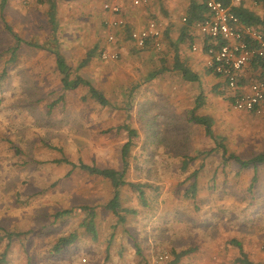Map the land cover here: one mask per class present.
<instances>
[{
	"label": "rangeland",
	"instance_id": "1",
	"mask_svg": "<svg viewBox=\"0 0 264 264\" xmlns=\"http://www.w3.org/2000/svg\"><path fill=\"white\" fill-rule=\"evenodd\" d=\"M102 2L93 0L97 14ZM183 7H173L177 30L183 23ZM79 8L66 1L59 5L60 50L76 69L93 49L94 41L99 49L80 75L110 102L122 106L102 107L87 90L80 89L68 92L49 114L47 105L62 93L54 56L25 48L20 62L10 68L0 87L4 92V100L0 98V209H8L0 214V254L5 250L4 226L24 236L14 240L6 264H72L81 256L88 257L91 264H168L174 252L187 253L180 264H233L238 254L229 244L233 239L244 246L249 257L264 264V167L250 189L252 169L237 172L231 166L214 174L217 157H208L210 167L200 176L196 203L186 200L184 192L190 187L189 173L200 168L203 156L188 172L178 170L180 157L204 153L214 143L190 120L192 112L211 115L215 133L226 139L228 152L244 158L264 150L259 120L232 109L231 94L221 90L222 83H207L202 74L200 83L189 82V86L169 70L150 78L162 67H172L171 48L121 53L119 42L116 46L107 43L100 14L91 13L97 19L95 38L83 39L80 34L79 46L74 47V16ZM170 10H164L159 20L165 27V19L172 18ZM46 11L38 0H8L0 12V30L5 31L4 25L9 24L26 40L51 42L49 33L41 35L42 25L47 24ZM5 44L11 46L10 37L5 36ZM105 49L118 51L119 59L102 60L99 52ZM183 50L192 53L191 48ZM198 92L205 98L200 108H196ZM129 96L132 100L127 102ZM127 121L138 136L132 140L126 178L156 187V191L146 190L148 208L129 214L125 224H118L105 212L98 228L99 241L84 235L63 256H49L59 237L78 228L80 206L100 207L111 197L108 182L79 166L119 169L128 133L118 129ZM15 149L22 154H16ZM62 156L77 167L53 162ZM133 194L128 187L123 190L125 206H140ZM62 211L70 213L56 218ZM163 254L169 259L158 262Z\"/></svg>",
	"mask_w": 264,
	"mask_h": 264
},
{
	"label": "trees",
	"instance_id": "2",
	"mask_svg": "<svg viewBox=\"0 0 264 264\" xmlns=\"http://www.w3.org/2000/svg\"><path fill=\"white\" fill-rule=\"evenodd\" d=\"M64 0H38V3L41 6L47 7L46 15V25H42L43 31L41 32L42 37H44V33H49L51 37V42H32L30 40H26L19 36L13 28L6 24L5 31L0 30V87L3 78H6L8 72L11 67L15 66L20 62L21 54L28 48L30 50L42 51L43 53H50L55 58L57 72L60 76L61 80V95L51 104L47 105L48 113H52L53 109L64 101L68 92H74V90L84 89L87 90L90 98L95 102L99 103L102 107H118L122 105H116L108 100L105 94L99 90H97L89 81L85 80L80 72L83 68L87 67L93 60L96 55V51L99 47H95L91 51H89L86 57L81 61L79 66L74 69L69 65L68 59L60 50V43L58 41V32L60 27V19H59V5ZM222 1L226 6L230 7V10L236 14L239 18L240 22L244 26H251L258 29L261 33L264 34V12H260L253 5H248L246 2L235 5L231 0H219ZM256 1L261 9L264 11V0H251V2ZM8 4V0H0V12L5 9ZM209 16V11L206 6L205 0H188V7L185 14L186 22L182 24L178 28V37L175 39L172 37V29L173 25H170L163 34V41L166 42L167 46L170 47L171 51L173 50L175 53L174 56V65L172 69L174 71H178L182 74V76L190 81V82H199V75L191 71L181 60L180 52L183 47L191 48L192 45L199 38L194 34L193 26L196 22H199ZM131 29L125 31L126 38L130 39ZM8 36L12 40V44L9 47H6L5 44V36ZM161 51L157 50L149 44L148 48L145 50H141L143 52L147 51ZM166 54V53H165ZM165 54H162L161 61H166ZM99 56H101V51L99 52ZM249 71L257 73L254 76V82L261 81L264 82V59L257 58L250 65L247 66ZM169 69L164 66L159 71L152 73L149 77L154 78L158 74L163 71H168ZM209 74H213L215 77H220L213 73L212 70L209 69ZM238 81V88H239ZM222 88H226V83L220 85ZM1 100H4L3 94L4 92L0 89ZM228 93H230L228 91ZM231 94V93H230ZM233 97H229L228 101L233 102ZM131 96L127 97V102L131 101ZM205 98L203 95L198 96L196 98V108H200L203 106V101ZM126 102V101H125ZM46 114V113H45ZM251 114V113H250ZM48 115V114H47ZM190 120L202 127L205 134L214 142L209 145L208 151H203L204 153H199L195 156L183 155L180 157L181 165L178 168L180 172L186 173L191 168V165L197 161L198 158L203 156V160L201 162V166L198 169H194L189 173L187 180L190 182V187L187 191L184 192V198L193 203H196L198 198L197 194L199 193V180L200 176L203 173L202 171L208 170L209 162L208 159L217 157L218 164L217 167L214 168V174L217 169L223 168L225 171L231 167L235 166L238 171H246L252 169L254 171L252 182L250 189H253V186L258 181V170L261 167H264V150L259 152L252 157L244 158L243 156H239L235 153H229L228 148L226 146V139L222 136L216 135L215 133V120L209 115H197L195 112H192L190 115ZM124 130L128 133V141L124 144L121 152V165L119 169L115 168H100L95 165H87L85 163H80V170L87 172L92 177H98L109 183L111 188V197L109 200L103 204L102 206H90L83 205L79 207V211L81 212L82 219L79 223L77 229L73 230L71 233L67 235L59 237L53 245L50 247L48 254L49 256H59L60 254L66 252L69 248L73 247L76 242L80 240L82 236H86L92 239V241L97 242L100 239L99 233V225L103 220V214L105 212L109 213L112 217L117 220L118 224H125L127 222V216L129 214L137 215L139 213V208H148L147 201V193L146 190H154L156 191V187H153L149 183H134L127 181V173L130 169V159L131 152L133 148L132 140L135 139L137 135V131L130 127L129 122H124L118 129V131ZM16 154H22V152L15 149ZM209 157V158H208ZM58 164H67L71 165L72 168H76L71 160H69L66 156L63 158L55 159L53 161ZM128 187L133 192V195H136L139 202V207H128L124 205L123 201V190ZM200 210V209H196ZM70 213L69 211H62L56 214V218L62 217L64 214ZM4 233L5 250L0 254V264H6L7 256L10 253L14 240L21 239L24 235L22 233L9 232L6 229H2ZM82 232V233H81ZM230 245L235 246L238 249V254L233 260V264H263L254 261L251 257H249L244 246L236 240H231L229 242ZM187 253H173L174 259L169 261L168 264H180L182 257H184Z\"/></svg>",
	"mask_w": 264,
	"mask_h": 264
},
{
	"label": "built area",
	"instance_id": "3",
	"mask_svg": "<svg viewBox=\"0 0 264 264\" xmlns=\"http://www.w3.org/2000/svg\"><path fill=\"white\" fill-rule=\"evenodd\" d=\"M209 16L196 22L193 26L197 37L202 43L192 45V51H201L205 55L206 67L219 75L226 82L225 91L231 93L232 108L237 112L251 113L259 120L264 131V82L256 81L248 90L240 91L238 81L240 73L255 59H264V34L258 29L241 24L239 18L219 0H205ZM239 5L249 0H231ZM150 0H103L102 9L108 14L103 20V27L107 31L106 41L116 46L118 37L115 31L126 25L123 11L125 7H147ZM255 8L260 5L252 2ZM186 22V19H182ZM165 26L159 20H150L144 27L132 30L130 39L140 50L148 48L149 44L157 50L163 47ZM120 55L116 50L105 49L101 53L104 61H117ZM169 255L158 257V262L167 261ZM91 264L90 259L81 256L76 263Z\"/></svg>",
	"mask_w": 264,
	"mask_h": 264
},
{
	"label": "crops",
	"instance_id": "4",
	"mask_svg": "<svg viewBox=\"0 0 264 264\" xmlns=\"http://www.w3.org/2000/svg\"><path fill=\"white\" fill-rule=\"evenodd\" d=\"M64 1L71 2V4L74 3V7H78V8L80 7L81 8V9L79 8L80 9L79 12L76 13V15L74 16V23L77 22V24H74V37L77 38L76 42L74 40V47L79 46V42H77V40H78V38H80V36H82L80 34H83V37H84L83 39H87V40H89L90 38L94 39L96 34H95L93 27H94L95 21H97V19L94 18V16H92L91 13L93 15H94V13L95 14H97V13L95 10H93V7H92V6H94L93 0H86V2H84L85 0H64ZM246 3L250 6L253 5L251 0L247 1ZM181 4H182V7L184 5L183 8H185V11H183L184 17H185L187 7H188V0H150V4L147 7H139V8H135V7H131V6L125 7V9L123 11V15H124V18L126 19V25L122 29L115 31V34L118 37V42H119V47L121 49V53L131 54L132 52H142L135 45V43L133 41H131V39L126 38L125 31L128 29H131V31H132V30H136V29H139L141 27H144L147 24V22L150 20L162 19L163 18L162 12H164V10H167L169 8L171 9L170 14L172 15V18L165 19L167 22V24H166L167 27H165V30L168 27L170 28V25H173L174 28H171L172 29V31H171L172 37L177 39V37H178L177 31L178 30H177V27L175 26L176 24L174 23L176 21V15L177 14L176 13H175L176 15L174 14L173 7L174 6L178 7ZM257 9L262 13L264 12L260 6L257 7ZM177 12H178V10H177ZM98 14H100V17L102 19V21H101L102 31L104 32L105 36H107V31L103 27V20L106 16H108V14L103 11L102 5H101V7H99ZM98 14H97V16H98ZM183 23H180L181 24L180 26H182ZM81 31L83 33H81ZM194 34H196V33L194 32ZM196 36H197V34H196ZM196 42L202 43V40L198 39L197 41H195V43ZM91 44H93V46H94L93 49L98 46V45H94V41H92ZM162 48H163V50L167 49V44L164 41H163V47ZM145 53H151V52H145ZM172 53H173L172 55L175 56V53L173 50H172ZM180 53H181L180 57L182 59L181 61L188 68H191L194 73H196L198 75H201V74L204 75L207 83H208V80H209V82L214 81L216 83V81H217L218 83H222V84L226 83L223 78H221V77L218 78V77H215L213 74L208 73L209 69L206 67V64H205V55L201 51H198V52L192 51V53L188 54L187 51H184L182 48ZM173 56L169 59H170V62L173 63V65H174V62H173L174 57ZM161 62L164 63V61H161ZM173 65H172V67H173ZM172 67H170L169 71H170V73L172 72V73H177L178 75H180L181 79H179L180 80L179 82H181V83L183 82V84H185V85L187 84L188 86L192 85L191 83H189L190 81L186 80L182 76V74L179 73L178 71H174L172 69ZM255 75H257V73L249 71L247 67L240 73V76H239V85L240 86L238 88L239 92L249 89L251 84L255 81L254 80ZM211 86H214V85L212 84ZM221 90H225V89L221 87ZM201 94L202 93L198 92L196 98H198V96H201ZM231 108H232V106H231ZM205 115H209V114L207 113ZM209 116L211 117V115H209ZM2 212L7 213L8 209H0V214ZM0 218H2V217L0 216ZM2 229L8 230V227L4 226ZM63 255L64 254L62 253L59 256L61 257Z\"/></svg>",
	"mask_w": 264,
	"mask_h": 264
}]
</instances>
